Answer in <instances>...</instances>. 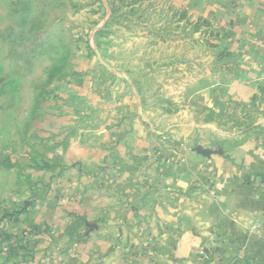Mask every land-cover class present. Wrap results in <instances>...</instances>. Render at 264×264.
Returning <instances> with one entry per match:
<instances>
[{
	"label": "crops",
	"instance_id": "obj_1",
	"mask_svg": "<svg viewBox=\"0 0 264 264\" xmlns=\"http://www.w3.org/2000/svg\"><path fill=\"white\" fill-rule=\"evenodd\" d=\"M178 1L220 35L163 131L148 93L1 104L0 264H264V0Z\"/></svg>",
	"mask_w": 264,
	"mask_h": 264
},
{
	"label": "rangeland",
	"instance_id": "obj_2",
	"mask_svg": "<svg viewBox=\"0 0 264 264\" xmlns=\"http://www.w3.org/2000/svg\"><path fill=\"white\" fill-rule=\"evenodd\" d=\"M178 2L0 0V106L33 93L35 107L60 93H148L147 117L163 131L184 106L166 93H183L199 47L220 35ZM73 100L58 103L83 106Z\"/></svg>",
	"mask_w": 264,
	"mask_h": 264
},
{
	"label": "water",
	"instance_id": "obj_3",
	"mask_svg": "<svg viewBox=\"0 0 264 264\" xmlns=\"http://www.w3.org/2000/svg\"><path fill=\"white\" fill-rule=\"evenodd\" d=\"M193 151L203 157L206 158H210L212 155H222L223 151L222 150H217V151H211L208 149H204L202 146H197L193 149ZM88 227L90 228V230H94L97 229V227H95L92 224H89Z\"/></svg>",
	"mask_w": 264,
	"mask_h": 264
},
{
	"label": "trees",
	"instance_id": "obj_4",
	"mask_svg": "<svg viewBox=\"0 0 264 264\" xmlns=\"http://www.w3.org/2000/svg\"><path fill=\"white\" fill-rule=\"evenodd\" d=\"M214 47V46H213ZM222 54H225L224 52L222 53ZM26 240V237L24 238L23 237V239H21V240H18L17 238L15 239V244L13 245L12 244V246L10 247V251H9V253H12V252H14L16 249H17V247H18V245L20 244V242H23V241H25ZM26 244H27V247L25 248L26 250H27V252H31L32 251V248H31V243H30V241H26Z\"/></svg>",
	"mask_w": 264,
	"mask_h": 264
},
{
	"label": "built area",
	"instance_id": "obj_5",
	"mask_svg": "<svg viewBox=\"0 0 264 264\" xmlns=\"http://www.w3.org/2000/svg\"><path fill=\"white\" fill-rule=\"evenodd\" d=\"M9 251H10L9 246H5V247H3V249H2V254H8Z\"/></svg>",
	"mask_w": 264,
	"mask_h": 264
}]
</instances>
